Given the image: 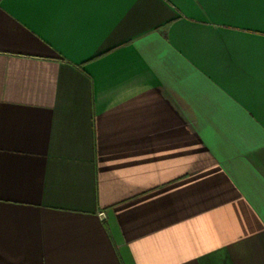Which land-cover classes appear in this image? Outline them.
<instances>
[{
    "label": "crops",
    "instance_id": "1",
    "mask_svg": "<svg viewBox=\"0 0 264 264\" xmlns=\"http://www.w3.org/2000/svg\"><path fill=\"white\" fill-rule=\"evenodd\" d=\"M0 264H264V0H0Z\"/></svg>",
    "mask_w": 264,
    "mask_h": 264
},
{
    "label": "water",
    "instance_id": "2",
    "mask_svg": "<svg viewBox=\"0 0 264 264\" xmlns=\"http://www.w3.org/2000/svg\"><path fill=\"white\" fill-rule=\"evenodd\" d=\"M103 217V216H102Z\"/></svg>",
    "mask_w": 264,
    "mask_h": 264
}]
</instances>
